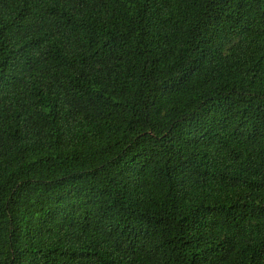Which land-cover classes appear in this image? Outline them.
Segmentation results:
<instances>
[{
	"label": "trees",
	"instance_id": "trees-1",
	"mask_svg": "<svg viewBox=\"0 0 264 264\" xmlns=\"http://www.w3.org/2000/svg\"><path fill=\"white\" fill-rule=\"evenodd\" d=\"M0 264H264V0H0Z\"/></svg>",
	"mask_w": 264,
	"mask_h": 264
}]
</instances>
